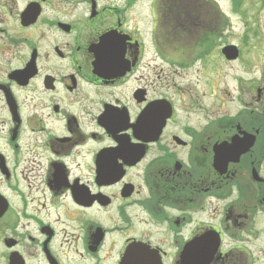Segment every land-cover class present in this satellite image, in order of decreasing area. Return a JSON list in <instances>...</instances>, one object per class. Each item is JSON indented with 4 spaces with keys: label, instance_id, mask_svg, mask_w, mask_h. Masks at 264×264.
<instances>
[{
    "label": "flooded vegetation",
    "instance_id": "flooded-vegetation-1",
    "mask_svg": "<svg viewBox=\"0 0 264 264\" xmlns=\"http://www.w3.org/2000/svg\"><path fill=\"white\" fill-rule=\"evenodd\" d=\"M180 2L0 0V264H264V89L260 110L195 116L157 63L190 64L200 13ZM208 33L194 51L245 66Z\"/></svg>",
    "mask_w": 264,
    "mask_h": 264
},
{
    "label": "rangeland",
    "instance_id": "rangeland-1",
    "mask_svg": "<svg viewBox=\"0 0 264 264\" xmlns=\"http://www.w3.org/2000/svg\"><path fill=\"white\" fill-rule=\"evenodd\" d=\"M180 1L182 10L188 9L190 4L196 5L197 9H195L200 13L198 17L199 29L194 31L198 32L197 34L192 37L188 35L187 39L182 40L189 41L190 44L181 50L182 55L180 56L190 57L191 61L188 63H193L172 66L169 63L157 61L159 67L163 69L168 83L171 84L174 80L184 90L188 89L190 94L198 97V103L202 109L197 110L196 117H200L203 109H208L210 103L214 104L216 117H221L225 113L234 114L240 109L235 101V96L244 99L243 110H260L261 103L255 102L256 92L252 85L261 84L264 89V0H241L236 8H234L233 0ZM145 13L147 14L145 3H136L131 14L136 18V25L143 31L147 28V22H144ZM141 17L144 20H140ZM172 22L177 24L175 17ZM208 32L213 34L214 41H226L237 45L243 53L245 66H242L240 62L224 65L217 59L214 62H209L206 58L202 60L195 57L197 51H194L195 45L192 43L196 42V39L200 41L202 38H206ZM163 35L170 49L179 42L171 29L170 32L167 29L163 30ZM151 57H153L152 54ZM174 70H176L175 74L172 73ZM234 74L243 76L237 77L233 81L232 75ZM211 80L213 88L209 87ZM242 81H246L245 92L241 90ZM234 83L236 89H234Z\"/></svg>",
    "mask_w": 264,
    "mask_h": 264
},
{
    "label": "water",
    "instance_id": "water-1",
    "mask_svg": "<svg viewBox=\"0 0 264 264\" xmlns=\"http://www.w3.org/2000/svg\"><path fill=\"white\" fill-rule=\"evenodd\" d=\"M223 51L225 52L227 58L232 59L237 56L236 47L234 45H229L225 47ZM253 141H254V135L249 133H244L240 141L233 143L232 147L237 145L241 149V151L244 152L250 148V146L253 144ZM221 147L223 146L221 145ZM216 160H217L216 164L219 165L222 164V162L219 161V158H217ZM141 253L142 251L138 249H134V251H132V249L130 250L129 255L134 256V264H160L159 258ZM186 258L189 259L190 257H186ZM203 258L204 256H200V259ZM205 258L207 260L209 257L207 258L206 256ZM122 264H127V257L124 259Z\"/></svg>",
    "mask_w": 264,
    "mask_h": 264
},
{
    "label": "trees",
    "instance_id": "trees-1",
    "mask_svg": "<svg viewBox=\"0 0 264 264\" xmlns=\"http://www.w3.org/2000/svg\"><path fill=\"white\" fill-rule=\"evenodd\" d=\"M241 0H233V3H234V8H236L237 6H239ZM207 40V37L206 38H202V40L200 41H206Z\"/></svg>",
    "mask_w": 264,
    "mask_h": 264
}]
</instances>
